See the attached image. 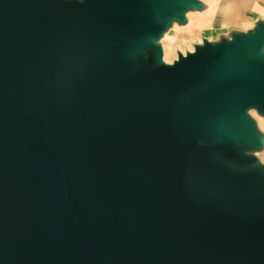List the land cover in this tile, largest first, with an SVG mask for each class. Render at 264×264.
Instances as JSON below:
<instances>
[{
  "label": "water",
  "instance_id": "95a60500",
  "mask_svg": "<svg viewBox=\"0 0 264 264\" xmlns=\"http://www.w3.org/2000/svg\"><path fill=\"white\" fill-rule=\"evenodd\" d=\"M182 5L0 0V264H264V172L202 147L229 98L264 109V65L214 73L258 36L133 73L130 49Z\"/></svg>",
  "mask_w": 264,
  "mask_h": 264
},
{
  "label": "rangeland",
  "instance_id": "374dc122",
  "mask_svg": "<svg viewBox=\"0 0 264 264\" xmlns=\"http://www.w3.org/2000/svg\"><path fill=\"white\" fill-rule=\"evenodd\" d=\"M80 2H86V0H79ZM97 2V1H95ZM96 8L108 9L107 3H97ZM187 6H180L175 12H171L165 19L164 25L167 27L166 35L163 36L159 42L153 45L150 58L157 51H162L167 57V65L173 66L178 59L183 55H189L196 46L207 44L209 41L211 49L220 53L225 48H232L238 46L253 47V40L258 36L255 31L245 32L244 36L233 34L231 36H217L218 31H212L211 29H205L199 25L190 28L188 27L189 21L195 23L192 19L188 18ZM243 41H249L244 44ZM247 58L241 62V70L257 69L259 60L255 57L256 53L250 51L247 53ZM237 101L229 98V102L236 105L237 110L235 120L231 127H227L223 124H217L213 126L211 132H209V141L212 147L221 151L224 154L234 155L247 163L257 164L264 172V135L255 140L248 134H242L237 129L239 120L243 123L247 122L250 128H253L256 132L261 134L259 118L264 119V115L259 114L258 107L262 104L256 99H251L248 96L239 97ZM228 99V98H227ZM231 129L232 133L227 130ZM258 130V131H257ZM263 136V137H262Z\"/></svg>",
  "mask_w": 264,
  "mask_h": 264
},
{
  "label": "bare ground",
  "instance_id": "6f19581e",
  "mask_svg": "<svg viewBox=\"0 0 264 264\" xmlns=\"http://www.w3.org/2000/svg\"><path fill=\"white\" fill-rule=\"evenodd\" d=\"M58 1H60L61 3L67 6H76L84 12H87V13L93 12L97 15H101L105 17L110 16L116 9V0H98L97 2H95V0H86V2L84 3L80 2L79 0H58ZM97 3H107L108 9L104 10L99 7L96 8L95 4ZM133 14L134 15L140 14V11H135L133 12ZM159 16H157L158 18L157 22L156 23L153 22L154 26L156 27L155 31L149 36H147L142 42H139L138 44L133 46L129 51L133 59V73L137 80H139L138 71H143L145 73L152 72V63L158 57H159V71L163 75L167 76V74L169 73H173V74L177 73L178 69L182 67H187L189 64L194 62L196 59L201 58L203 60H207L211 56L212 53H216L215 50L211 49V45H209L211 42L209 41L210 43L208 42L207 44H204V46L203 45L196 46V48H194L189 55L187 56L182 55L178 59L176 64H174L173 66L167 65V57L163 53V50L155 52L150 58L153 45L159 42L160 39L166 35V32H167V27L164 24L162 25L160 24L159 21L162 19V17H159ZM187 25L188 27L193 28L197 26V23H193L192 21H189ZM239 67H241V62L237 61L236 59H231L228 63H224V64L217 66L214 69V73L216 75H222V76L228 75L229 73H238L241 70ZM228 105H229L228 106L229 111L235 117L237 115L236 114L237 111H235V109L237 110L236 105L232 102L229 103ZM260 122H261V125L264 126V121H260ZM227 131L229 133H232L231 129H228ZM202 147L209 150L210 152L215 154L217 157L224 156V154L221 151L216 150L212 147L208 139L207 141L205 139ZM231 161L237 165L246 166L244 161L238 158H233L231 159ZM252 169L261 177V179L264 182V174L261 173L259 169L256 167H253Z\"/></svg>",
  "mask_w": 264,
  "mask_h": 264
},
{
  "label": "crops",
  "instance_id": "0c3cea01",
  "mask_svg": "<svg viewBox=\"0 0 264 264\" xmlns=\"http://www.w3.org/2000/svg\"><path fill=\"white\" fill-rule=\"evenodd\" d=\"M188 18L205 29L218 31L217 36H244L245 32L258 33L255 57L264 65V0H187ZM259 114L264 115L260 105ZM261 134L244 122L247 134L253 140L264 135V126L259 118ZM258 131V130H257ZM263 137V136H262Z\"/></svg>",
  "mask_w": 264,
  "mask_h": 264
}]
</instances>
